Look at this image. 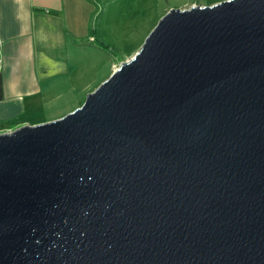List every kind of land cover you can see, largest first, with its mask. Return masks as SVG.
Returning <instances> with one entry per match:
<instances>
[{
  "label": "water",
  "instance_id": "water-1",
  "mask_svg": "<svg viewBox=\"0 0 264 264\" xmlns=\"http://www.w3.org/2000/svg\"><path fill=\"white\" fill-rule=\"evenodd\" d=\"M0 264H264V0L168 9L79 106L1 132Z\"/></svg>",
  "mask_w": 264,
  "mask_h": 264
},
{
  "label": "crops",
  "instance_id": "crops-1",
  "mask_svg": "<svg viewBox=\"0 0 264 264\" xmlns=\"http://www.w3.org/2000/svg\"><path fill=\"white\" fill-rule=\"evenodd\" d=\"M96 7L91 0H0V126L7 128L0 133L62 116L34 120L25 114L38 110L40 99L53 92L50 81L90 49L84 38L94 42Z\"/></svg>",
  "mask_w": 264,
  "mask_h": 264
},
{
  "label": "rangeland",
  "instance_id": "rangeland-1",
  "mask_svg": "<svg viewBox=\"0 0 264 264\" xmlns=\"http://www.w3.org/2000/svg\"><path fill=\"white\" fill-rule=\"evenodd\" d=\"M217 1L220 0H91L97 7L91 17L90 29L96 27L94 34L111 52L97 49L84 38L90 49L88 52L83 50L80 63L73 65L67 74L53 78L50 81V85H54L53 92L42 97L40 108L28 112L25 117L35 120L63 115L81 104L85 95L108 77L119 62L129 59L138 50L168 9L205 6ZM5 129L0 126V130Z\"/></svg>",
  "mask_w": 264,
  "mask_h": 264
},
{
  "label": "trees",
  "instance_id": "trees-1",
  "mask_svg": "<svg viewBox=\"0 0 264 264\" xmlns=\"http://www.w3.org/2000/svg\"><path fill=\"white\" fill-rule=\"evenodd\" d=\"M96 27H91V30H90V36H92V40H94L93 45L94 47H96L97 49H101V50H104V51H108L109 53L111 52V50H109V47L102 43V41H100L96 35L94 34L96 32Z\"/></svg>",
  "mask_w": 264,
  "mask_h": 264
}]
</instances>
